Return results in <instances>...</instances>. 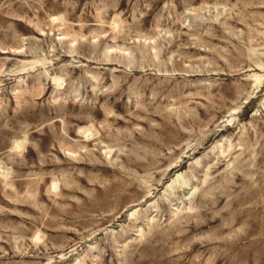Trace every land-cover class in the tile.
<instances>
[{"label":"rangeland","instance_id":"rangeland-1","mask_svg":"<svg viewBox=\"0 0 264 264\" xmlns=\"http://www.w3.org/2000/svg\"><path fill=\"white\" fill-rule=\"evenodd\" d=\"M0 264H264V0H0Z\"/></svg>","mask_w":264,"mask_h":264}]
</instances>
